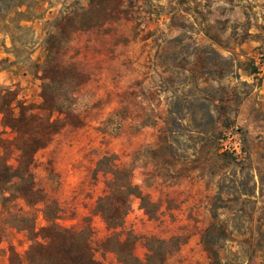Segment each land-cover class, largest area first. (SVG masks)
I'll return each instance as SVG.
<instances>
[{"label":"rangeland","instance_id":"374dc122","mask_svg":"<svg viewBox=\"0 0 264 264\" xmlns=\"http://www.w3.org/2000/svg\"><path fill=\"white\" fill-rule=\"evenodd\" d=\"M155 240L264 264V0H0V264Z\"/></svg>","mask_w":264,"mask_h":264},{"label":"trees","instance_id":"16d2710c","mask_svg":"<svg viewBox=\"0 0 264 264\" xmlns=\"http://www.w3.org/2000/svg\"><path fill=\"white\" fill-rule=\"evenodd\" d=\"M108 158H103L98 165L104 164V162H108ZM98 171V170H97ZM141 198L143 202V207H146L144 204V197L138 196ZM97 214H100V216L104 219V221L111 226V223L113 220L110 219V216L113 214L115 210V206L113 204H103V199H99L96 206ZM148 253L146 254V257L144 260H140L137 257H134L132 253L125 252V257L121 258L124 264H159L162 259H164L167 255H169L170 251L167 245L163 244V242L159 240H155L152 242H149L148 244ZM165 249V250H164ZM122 255V254H120ZM121 257V256H120ZM23 262L20 261V263L15 264H22ZM31 264H41L36 261H31Z\"/></svg>","mask_w":264,"mask_h":264},{"label":"built area","instance_id":"2783aa9c","mask_svg":"<svg viewBox=\"0 0 264 264\" xmlns=\"http://www.w3.org/2000/svg\"><path fill=\"white\" fill-rule=\"evenodd\" d=\"M221 147L224 153L230 154L236 158L244 157V146L241 134L238 130H228L222 139Z\"/></svg>","mask_w":264,"mask_h":264}]
</instances>
